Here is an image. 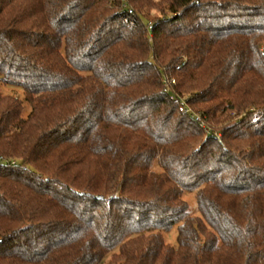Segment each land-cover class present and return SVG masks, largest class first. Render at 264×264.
Instances as JSON below:
<instances>
[{
	"label": "trees",
	"instance_id": "obj_1",
	"mask_svg": "<svg viewBox=\"0 0 264 264\" xmlns=\"http://www.w3.org/2000/svg\"><path fill=\"white\" fill-rule=\"evenodd\" d=\"M0 80V264H264V0H0Z\"/></svg>",
	"mask_w": 264,
	"mask_h": 264
},
{
	"label": "rangeland",
	"instance_id": "obj_2",
	"mask_svg": "<svg viewBox=\"0 0 264 264\" xmlns=\"http://www.w3.org/2000/svg\"><path fill=\"white\" fill-rule=\"evenodd\" d=\"M0 92L3 94H6V95H11V96L17 97V98L24 101L23 91L20 87L2 84L1 80H0ZM23 104H24L23 116H26L28 111H29V106H28L26 101H24ZM185 199L190 201V204H192V208H194L193 198L191 196H185ZM174 234H175L174 229H172L170 232L165 234V239L168 243L175 244V235Z\"/></svg>",
	"mask_w": 264,
	"mask_h": 264
}]
</instances>
